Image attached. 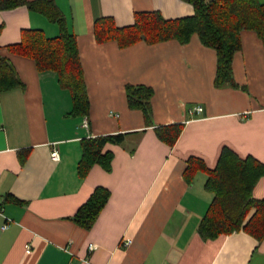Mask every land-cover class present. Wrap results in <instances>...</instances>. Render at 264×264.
Returning <instances> with one entry per match:
<instances>
[{
    "label": "crops",
    "instance_id": "obj_1",
    "mask_svg": "<svg viewBox=\"0 0 264 264\" xmlns=\"http://www.w3.org/2000/svg\"><path fill=\"white\" fill-rule=\"evenodd\" d=\"M55 1L77 36L91 101L89 126L71 113V92L55 71H40L33 58L10 49L25 29L58 36V23L25 5L0 11V54L23 82L0 92V264H264V239L244 230L214 239L200 235L213 195L205 188L204 171L191 183L184 176L189 157L214 168L225 147L264 162V42L257 32L241 31L234 84L218 87L217 52L198 34L186 43L141 40L126 47L96 40L100 17H112L123 27L132 25L138 12L159 11L167 19L191 16L192 4ZM128 84L154 89L153 125H147L142 110L130 107ZM195 105L203 111L191 113ZM176 123L184 129L171 146L155 127ZM112 133L126 134L121 144L105 147L114 154L112 170L96 164L82 177V140ZM97 186L111 196L85 229L72 217ZM253 196L264 199V176ZM90 243L98 248L89 251Z\"/></svg>",
    "mask_w": 264,
    "mask_h": 264
},
{
    "label": "trees",
    "instance_id": "obj_2",
    "mask_svg": "<svg viewBox=\"0 0 264 264\" xmlns=\"http://www.w3.org/2000/svg\"><path fill=\"white\" fill-rule=\"evenodd\" d=\"M194 6L191 16L167 19L159 11L138 12L132 25L120 27L112 17H100L95 21V36L100 43L115 40L121 47L144 40L157 43L176 39L188 42L198 34L201 42L217 52L215 84L218 87L234 84L233 59L240 50L241 31L257 32L264 42V3L259 0H184ZM27 6L45 14L58 23L60 34L48 37L43 30L25 29L21 41L10 46L13 52L31 57L37 68L53 70L58 74L62 87L70 90L73 101L72 114L88 116L91 101L87 90L84 68L77 36L68 28L66 18L55 0H0V11ZM1 32V27H0ZM23 85L11 61L0 54V92ZM130 107L142 110L148 126L153 125L152 98L154 89L144 84L126 85ZM184 125L182 123L155 127L158 137L174 146ZM125 133H112L84 138L78 172L85 177L90 169L101 165L112 170L114 154L106 151L108 143L121 144ZM26 154L21 156L25 161ZM199 171L207 175L205 188L213 199L199 225L204 239H214L222 234L244 230L258 241L264 239V199L253 196L254 188L264 176V162L249 155L241 157L229 147L223 148L217 165L209 168L199 157L191 156L184 171L191 183ZM111 191L97 186L89 199L72 217L78 225L90 229L108 203Z\"/></svg>",
    "mask_w": 264,
    "mask_h": 264
},
{
    "label": "built area",
    "instance_id": "obj_3",
    "mask_svg": "<svg viewBox=\"0 0 264 264\" xmlns=\"http://www.w3.org/2000/svg\"><path fill=\"white\" fill-rule=\"evenodd\" d=\"M203 111V106L202 105H195L193 106L191 109H190V112L191 113H194V112H201ZM82 126L83 127H88L89 126V119H88V116H83V120H82ZM0 129H1V126H0ZM52 157L54 159H59V153L58 151L56 150H53L52 153H51ZM2 200L0 198V213L2 212ZM8 226V223H6L3 228H7ZM131 243V239H126V241L124 242L125 245H129ZM98 248V245L95 244V243H90L89 246H88V249L89 251H94L95 249ZM30 245H27V248H26V251H30Z\"/></svg>",
    "mask_w": 264,
    "mask_h": 264
}]
</instances>
